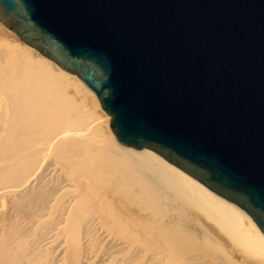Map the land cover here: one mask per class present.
<instances>
[{
    "label": "bare ground",
    "instance_id": "obj_1",
    "mask_svg": "<svg viewBox=\"0 0 264 264\" xmlns=\"http://www.w3.org/2000/svg\"><path fill=\"white\" fill-rule=\"evenodd\" d=\"M109 121L0 21V264H264L244 208Z\"/></svg>",
    "mask_w": 264,
    "mask_h": 264
},
{
    "label": "water",
    "instance_id": "obj_2",
    "mask_svg": "<svg viewBox=\"0 0 264 264\" xmlns=\"http://www.w3.org/2000/svg\"><path fill=\"white\" fill-rule=\"evenodd\" d=\"M0 21L264 233V0H0Z\"/></svg>",
    "mask_w": 264,
    "mask_h": 264
},
{
    "label": "rangeland",
    "instance_id": "obj_3",
    "mask_svg": "<svg viewBox=\"0 0 264 264\" xmlns=\"http://www.w3.org/2000/svg\"><path fill=\"white\" fill-rule=\"evenodd\" d=\"M108 118H109V115H108Z\"/></svg>",
    "mask_w": 264,
    "mask_h": 264
}]
</instances>
